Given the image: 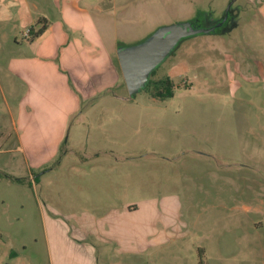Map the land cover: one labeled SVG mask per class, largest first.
<instances>
[{"label": "rangeland", "instance_id": "1", "mask_svg": "<svg viewBox=\"0 0 264 264\" xmlns=\"http://www.w3.org/2000/svg\"><path fill=\"white\" fill-rule=\"evenodd\" d=\"M87 1L104 5L102 12L107 26L111 22L115 25L124 45L144 40L160 26L194 17L197 20L188 22L189 28H207L214 19L228 13L229 22L222 31L182 40L157 66L152 79L169 76L174 83L172 98L154 99L140 89L127 101L105 102L99 107L106 111L99 140L107 148L114 145L112 150L133 157L121 164L113 163L114 158L105 163V175H116L117 181L115 196L111 200L107 197L106 204L178 194L179 220L185 235L162 247L153 257L168 258L167 264H198L199 260H206L205 264H264V173L227 164L233 163L234 146L253 141L257 136L258 121L264 126V19L257 10L258 3L249 0H82V3ZM52 4L51 0H43L38 10L53 16L57 9ZM10 41L2 45L5 52ZM16 41L24 42L18 34ZM117 92L127 96L123 79ZM7 104L11 100L0 91V110L4 112L0 139L8 129L3 124L1 130ZM188 110L195 113L173 118L172 112ZM114 111L124 115L122 124ZM164 112L172 119L165 118ZM118 126L122 128L117 130ZM185 143L196 144V148L188 149ZM212 150L218 151L215 155L221 156L217 158L223 164L216 161L214 154L211 156ZM146 153H150L149 158L143 156ZM174 153L178 158L168 161L167 157ZM58 160L59 157L55 163ZM55 166L44 167L40 185L34 186L33 174L38 171L25 164L12 131L8 142L0 140V172L19 179L15 182L0 178V199L5 202L0 205V231L10 235L7 242L0 240V264H49L39 206L50 204L62 215L86 206L82 196L87 190L80 187L71 190L66 181L67 166L65 163L58 169ZM246 205L248 210L244 208ZM3 210L5 215L1 213ZM7 217L13 219H9L11 224L5 221ZM138 259L109 250L99 264H161V260Z\"/></svg>", "mask_w": 264, "mask_h": 264}, {"label": "crops", "instance_id": "2", "mask_svg": "<svg viewBox=\"0 0 264 264\" xmlns=\"http://www.w3.org/2000/svg\"><path fill=\"white\" fill-rule=\"evenodd\" d=\"M42 1L0 0V91L11 100L5 106L6 120H1V130L3 124L8 125L7 133L0 140L8 142L12 131L16 149L22 153L25 164L38 171L34 174V186L40 185L44 167L54 164L58 169L65 163L70 189L87 190L82 196L86 206L80 211L62 215L50 204L39 206V223L49 264H99L109 250L127 254L131 259L137 256L141 261L161 260V264H167L168 258L153 255L185 235L179 220L178 194L106 204L107 197L111 200L115 196L117 181L116 175H105V163L111 158L115 164L133 158L112 150L114 145L109 146L112 149L107 148L98 135L104 128L106 113L99 107L105 102L129 99L117 92L121 90L122 76L116 50L121 42L115 25L111 22L107 26L103 4L51 0L57 14L49 16L48 12L38 10ZM249 1L258 3L257 10L264 19V0ZM39 18L45 19L47 26L29 41L22 33ZM16 32L24 40L22 44L16 41ZM7 41L11 45L5 52L2 45ZM120 112L116 115L122 124L124 115ZM166 113L164 117L172 119ZM172 113L173 118L181 119L195 110ZM2 116L4 112L0 110V119ZM261 124L258 121L260 128L253 141L234 146L233 163L227 164L264 173V126ZM118 127L117 130L122 128ZM187 146L196 148V144ZM217 152L212 150L211 156L214 154L216 161L223 164L215 155ZM149 155L143 154L148 158ZM177 155L167 157L168 161L178 158ZM70 156L74 157L67 158ZM57 157L59 160L55 163ZM4 204L0 199V205ZM244 208L248 210L247 205ZM1 213L5 215L6 211ZM9 219L5 221L11 224ZM9 238V233L0 231V240L7 242ZM205 262L199 260L198 264Z\"/></svg>", "mask_w": 264, "mask_h": 264}, {"label": "water", "instance_id": "3", "mask_svg": "<svg viewBox=\"0 0 264 264\" xmlns=\"http://www.w3.org/2000/svg\"><path fill=\"white\" fill-rule=\"evenodd\" d=\"M187 24L188 21L160 26L140 42L117 47L116 58L129 98L144 88L151 71L174 52L183 39L214 30L213 27L189 28Z\"/></svg>", "mask_w": 264, "mask_h": 264}, {"label": "trees", "instance_id": "4", "mask_svg": "<svg viewBox=\"0 0 264 264\" xmlns=\"http://www.w3.org/2000/svg\"><path fill=\"white\" fill-rule=\"evenodd\" d=\"M197 17H194L193 19L189 20L188 22H196ZM47 21L43 18L37 19L27 30V39L33 40L36 37H38L46 28L47 26ZM210 33H218V32H210ZM186 39V38H185ZM184 40V39H183ZM119 46L124 45L123 43H118ZM173 53V52H172ZM171 53V54H172ZM156 72V68L151 71L150 77L144 86L143 90L148 92V94L154 98V99H159V100H164V99H169L172 98L174 95V83L172 79L169 76L161 77L158 79H152ZM34 175V174H33ZM6 178L9 179L10 181H15L17 182L19 179L12 178L7 176L6 174H3L0 172V178ZM33 181H36V178L33 179Z\"/></svg>", "mask_w": 264, "mask_h": 264}, {"label": "flooded vegetation", "instance_id": "5", "mask_svg": "<svg viewBox=\"0 0 264 264\" xmlns=\"http://www.w3.org/2000/svg\"><path fill=\"white\" fill-rule=\"evenodd\" d=\"M228 17L229 16L227 13L225 16L221 18L214 19L213 22H211V24L208 27H213L214 28L213 32L222 31L224 28H226L227 23L229 22Z\"/></svg>", "mask_w": 264, "mask_h": 264}, {"label": "built area", "instance_id": "6", "mask_svg": "<svg viewBox=\"0 0 264 264\" xmlns=\"http://www.w3.org/2000/svg\"><path fill=\"white\" fill-rule=\"evenodd\" d=\"M25 35L27 36V30H26V32H25Z\"/></svg>", "mask_w": 264, "mask_h": 264}]
</instances>
